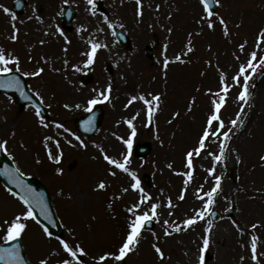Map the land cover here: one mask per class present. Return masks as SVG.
<instances>
[{
	"label": "rangeland",
	"instance_id": "1",
	"mask_svg": "<svg viewBox=\"0 0 264 264\" xmlns=\"http://www.w3.org/2000/svg\"><path fill=\"white\" fill-rule=\"evenodd\" d=\"M14 1L0 0V5L13 12ZM26 1L24 13L16 15L14 22L19 30L16 41L11 39L13 22L0 9V47L19 58L22 75L44 68L40 76H24L30 89L46 106L49 118L37 117L29 106L19 110L12 97L1 94L0 142L7 140L8 144L7 151L0 150V153L4 152L24 176L40 180L47 188L63 230L62 236L49 237L35 220L24 221L26 229L21 239L30 262L38 264L45 258L48 264H60L62 259L69 258L60 240L74 250L76 245L84 249V254L78 257L80 264H101L100 255L116 252L131 217L127 209L136 202L139 193L122 192L129 187L131 177L114 169L103 155L123 160L122 154L128 150L118 137L132 138L131 129L125 123L132 119L137 134L132 138L133 147L126 166L153 198L150 203L157 202L160 207L158 220H153L149 231L143 229L137 249L127 255L125 264H199V249L209 223L206 264H256L251 259L252 235L259 237L258 260L264 264V161L261 160L264 156V75L261 76L264 66L249 80L250 99L232 130L226 158L215 165V174L222 178L221 191L210 209L218 215L215 220L205 212L204 219H197L191 227L183 224L184 219L202 207V201L196 196L201 186L207 191L214 184L213 177L207 173L213 166L212 157L204 153L194 155L193 175L183 201L179 195L186 177L176 174L187 171L185 153L197 142L205 125L212 99L209 90L220 91V76L225 75L230 82L239 65L256 50L257 34L264 30V0H220L217 13L227 21L230 30L227 37L218 21L214 29H209L201 20L204 13L199 0H142V15L137 14L136 0H94L95 8L87 0H68L67 4L64 0ZM66 5L76 12L70 31L63 27L62 11ZM212 19L216 21L215 16ZM115 28L128 34V46L119 44L114 36ZM89 38L108 47L100 48L93 65L84 68L86 57L82 53L90 50ZM189 39L193 51L184 55ZM242 43L245 44L243 52L239 49ZM177 55L183 62L175 60ZM257 56H264V44L257 50ZM165 58L170 61L167 69L163 66ZM74 66L81 71H75ZM84 75L92 77L89 83L82 81ZM109 83L111 100L99 104L104 111L102 128L94 138L81 137L86 146L82 147L75 139V135L79 136L75 121L87 112L85 102L96 95L93 89L102 91ZM239 91V87L233 86L221 109V118L228 127L242 103L237 100ZM149 93L161 97L151 124L141 101L125 107L131 96L142 94L150 99ZM65 104L70 107L66 109ZM76 104L83 107L78 109ZM177 112L179 115L174 116ZM41 120L49 127H43ZM57 123H62L69 133L55 127ZM45 136L52 137L48 148L54 155L58 151L63 153L59 164L48 158ZM56 141L60 143L59 150L55 147ZM144 143L150 145L149 156L138 158L134 149ZM207 150L218 154L215 142ZM111 170L117 172L116 176L109 174ZM146 177L152 182L150 187L144 181ZM101 180L107 185L104 190L97 188ZM168 198L175 207L166 206ZM25 209L0 182V243L4 242V222ZM164 220L170 224L175 222L170 227L171 235H164ZM253 224L258 225L254 230ZM176 225L182 230L176 232ZM153 245L162 249L163 260ZM72 264L76 261L72 260Z\"/></svg>",
	"mask_w": 264,
	"mask_h": 264
},
{
	"label": "snow or ice",
	"instance_id": "2",
	"mask_svg": "<svg viewBox=\"0 0 264 264\" xmlns=\"http://www.w3.org/2000/svg\"><path fill=\"white\" fill-rule=\"evenodd\" d=\"M200 4L202 5L203 13L204 15L201 17L202 21H205L207 23V27L209 29H214L215 23L218 21V23L222 26L224 35L227 37L230 34V30L227 24V21L224 17L220 16L217 12H215L212 8V3H216L217 6H219L220 0H199ZM17 3H19V0H17ZM64 3L67 4L68 0H64ZM87 3L89 5H92L93 8H95L94 0H87ZM137 3V14L142 15V0H136ZM159 7V6H157ZM0 9L3 10L5 14H8L11 18L12 23V34L11 39L13 41H16L18 39V28L16 27V24L14 23L17 19L15 13L10 12V10L0 5ZM95 14V13H93ZM216 17V21H213L212 17ZM39 19V17H37ZM105 23H108V18H104ZM110 28L112 27L111 24L108 25ZM100 31H103V29H100ZM169 32L172 31V29H168ZM63 35V32L60 33ZM191 36V34H189ZM67 40V37H65ZM41 44L44 42L41 41ZM90 45V50L82 53L86 57V60L84 61V68H89L93 63L95 62V57L97 54V51L104 47L107 48L108 46L106 44L97 43L92 40V38H89L88 41ZM264 44V30H261L257 34V39L255 43V49L251 51L248 58L245 62H242L237 72L231 77V81H228V78L225 75H221L219 78V89L218 92H211L209 90V93L212 97L210 101V109L209 114L206 118L205 125L202 127V130L200 134L198 135L197 142L191 147L190 150H188L185 153V169L187 171L185 172H177V175L185 176L186 179L184 180V188L182 189L179 199L183 201L185 199V193L187 191V186L190 183L192 179V169H193V157L195 156H201L202 153L211 156L213 161V166L207 169V173L209 177H213L214 184L211 186L210 190L204 191L203 186H201L200 191L196 193V196L198 199L202 201V207L199 210L194 211V215L192 217L186 218L183 221V224L185 227H191L194 223H196L197 219H204L205 212H208L210 215H215L214 212H211V206L214 205L216 196L221 191V181L222 178L219 175H216V167L215 165L218 163H222L224 159L226 158V150L228 149V142L231 140V134L233 128H235L240 121V116L244 112L245 105L248 104V101L250 99V93H249V80L252 78V75L257 73V70L264 66V56H261L258 58L257 56V50L260 49L261 45ZM186 51L184 52V55H187L188 53H191L193 51L191 39H189L188 43L186 44ZM239 49L241 52L245 50V44L242 43L239 45ZM164 50H167V45L164 46ZM66 51V49H65ZM239 59V57H237ZM176 61L183 62L181 60V56L177 55L175 57ZM170 61L165 58L163 61V66L165 69H167L168 64ZM65 64H67V61H65ZM75 71L80 72L81 68L78 66H74ZM20 60L18 57L14 56L12 53H7L6 50L2 47H0V77L2 76H9L13 71L20 72ZM44 72V68H38L30 73L26 72L24 75L28 76H40ZM233 86L239 87L240 91L237 95V100L239 102H242L240 104L239 112L236 114L235 119H231L229 121L230 127L226 126L225 120L221 118V109L225 104L226 97L228 92L231 90ZM0 88H15L20 90L21 95L27 97V94L23 91L21 81L19 77L16 76H10L7 80H0ZM94 92H96V95L92 98H89L86 100L87 107L85 108V111L91 112L93 108L99 104H102L104 102H110L111 100V92H112V85L109 83L106 88L102 91H97L96 89H93ZM149 98H146L145 95H133L128 100V103L125 105L127 108L137 100L141 101L143 105L145 106L146 110V116L148 124L152 123L153 117L156 113V111L159 109V101L161 99L160 95H153L151 93L148 94ZM191 103H195V100H192ZM64 107L67 109L70 106L68 104H65ZM76 108H81L83 105L76 104ZM191 108H189V111ZM35 115L37 117L41 116V110L39 107L36 108ZM179 113H175L174 116H178ZM136 116H139V112L136 113ZM135 119V117H133ZM171 122V121H169ZM40 123L43 125V127L48 128L49 125L47 123H44L43 120L40 121ZM93 121L89 119L85 122V130L88 129V127L92 126ZM125 123L128 125L129 129H131V137L134 138L137 134V130L133 125L132 119L125 120ZM55 127L63 129L65 133H69V129H67L62 123H57ZM71 135H75L74 133H70ZM132 138L124 139L123 137H118L124 143L127 147V154L123 155V160H118L115 158H112L108 156L106 153L103 155V159L111 166H114V169H118L123 173L128 174L131 177V182L129 187H125L122 189L123 193H127L130 190L138 192V199L136 202H134L130 207H128L127 211L131 214V217L129 218V222L127 224V231L124 238L121 240L120 246L116 250V252H109L100 255L99 261L101 264H103L104 261L108 260H115L117 262L123 261L125 257L135 251L140 243V240L142 238V231L145 228L147 224H150L154 219L158 220V208L160 207L159 203L157 202H151L153 198L141 187V181L137 178L136 174L133 172H130L129 168L126 166L129 162L128 156L131 153L132 147H133V140ZM75 139L80 142V145L82 147H86L84 145V142L81 140V137L78 135H75ZM51 136H45V148L47 149V155L50 160L53 162L59 164L61 162V158L63 156L62 152L58 151L57 155L53 154V151L48 148V141H51ZM215 142L218 147V154L212 151L207 150V146L211 143ZM69 144H71V140L68 141ZM8 144L7 140H3L0 142V150L7 151L6 145ZM55 147L57 150L60 149V143L59 141H56ZM101 152H103V149H101ZM261 160L264 161V156L261 157ZM237 161L239 162V157H237ZM169 168L172 167L171 164L168 165ZM60 174H62V170H57ZM3 174L6 175L10 182L17 184L18 187H20L23 192L24 196L21 197L22 202L26 205V209L22 214L15 215L14 218H12L10 221L6 220L4 222V232L3 240L8 241H15L22 237L23 232L26 229V223L24 221H27L28 219L35 220V214L32 210V205L35 203L39 208L40 212L47 216V207L44 204L42 198L39 197L37 193H35V190L31 188V186L24 184V182L20 179V176L23 175L20 173L19 168L15 169V171L8 169L5 167L3 170ZM110 175L116 176L117 172L115 170H111ZM107 185L106 183L101 180L97 184V188L100 190L106 189ZM200 192H203V195L200 194ZM13 196L16 195L15 192L11 193ZM206 198V199H205ZM144 206L145 210L141 211V206ZM169 209L175 207L173 204L171 198H168L167 205ZM171 215V213H169ZM175 222H171V224H174ZM169 220L163 221V227H164V235L168 236L171 235L170 227H171ZM233 224L237 227L238 231H243L240 229L239 225L235 224V221H233ZM258 227L257 224H253L251 228L254 230ZM176 232L181 231V227L179 225L175 226L174 229ZM44 233L51 237L52 233L49 232V229L45 227L43 229ZM210 233H211V224L209 223V227L205 229V235L202 237V246L199 249V264H206L205 254L210 246ZM155 235V233L153 234ZM259 237L256 235H252L250 240V251H251V259L252 261L256 262V264H259L258 260V241ZM60 244L62 245L63 251L68 254L69 258H64L60 261V264H72V260L76 261V264H80L79 256H82L84 254V249L81 248L79 245L75 246V250L72 246L69 245V243L65 242L64 240H60ZM155 252L158 254L159 258L163 260L164 252L162 249L157 246L153 245ZM241 259H244V257H241ZM0 260H6V264H23V258L20 257L18 246L12 247V248H0ZM38 264H48V260L45 258H42L39 260Z\"/></svg>",
	"mask_w": 264,
	"mask_h": 264
},
{
	"label": "water",
	"instance_id": "3",
	"mask_svg": "<svg viewBox=\"0 0 264 264\" xmlns=\"http://www.w3.org/2000/svg\"><path fill=\"white\" fill-rule=\"evenodd\" d=\"M24 5H25L24 0L19 1V3H15L16 11L18 13L21 12ZM216 7H217V4L212 3V8L214 11H216ZM73 16H74V13L72 12L71 8L66 7V9L64 10V21H65V23L70 24ZM117 35H118V37L122 43L128 44V39L125 35L121 34L118 31H117ZM10 76L19 77L23 91L27 94V97H28L27 101H25L26 103H23L21 101V100H24L25 96H22L20 90H18V89L14 90L12 88H0V93L4 92L5 94L13 95L17 99V102L19 103L21 108H23L24 104H28V103L32 104L36 108L39 107L41 110V115L45 117L46 116V110L39 104L37 99L27 89L25 80L21 76L13 73V74H9V76L0 77V80H7L10 78ZM101 114H102V111L100 109H97L96 111L91 113L89 116L85 117L83 122L79 123L78 129L81 130L80 126H83L82 123L91 119L93 121V123H92L91 127H88L90 129V131H89L90 133H88V134H93V132H96L98 127L100 126ZM145 147L148 150V146H145ZM146 149H144L143 155L147 154V153H145L147 151ZM5 167H7L10 170L15 171V168H14L12 161L5 154H1L0 155V179H1L2 183L10 191L15 192L16 195H18L21 198L22 196H24L23 190L20 187H18L17 184L10 182L9 178L3 174V170L5 169ZM20 179L24 182V184L31 186V188L35 190V193H37L39 195V197L42 198L44 204L47 207V216H45L40 212V208L35 203L30 205L32 207V210L35 214L37 221L40 224H42L44 227H47L49 229V231L53 232L55 235L62 236V228L60 226V223H59L58 218L56 216L55 210L53 208L51 198L48 195L46 188L37 179L26 180V179L21 178V177H20ZM15 246H18L19 255H20V257L23 258V264H31L25 256L24 248H23V245H22V242L20 239L15 240V241H10L9 243L0 245V248H12ZM0 264H6V260H0Z\"/></svg>",
	"mask_w": 264,
	"mask_h": 264
}]
</instances>
